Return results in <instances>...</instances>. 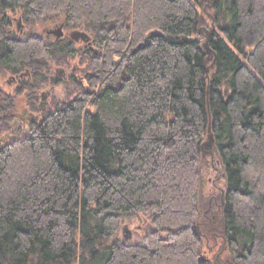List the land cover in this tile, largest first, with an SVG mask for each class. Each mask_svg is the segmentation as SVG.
Returning <instances> with one entry per match:
<instances>
[{
    "label": "trees",
    "instance_id": "16d2710c",
    "mask_svg": "<svg viewBox=\"0 0 264 264\" xmlns=\"http://www.w3.org/2000/svg\"><path fill=\"white\" fill-rule=\"evenodd\" d=\"M17 17L24 37L7 33ZM48 21L98 53L45 39ZM0 31V264H219L209 238L222 264H264V0H0ZM78 54L42 111L53 66ZM26 101L39 119L21 131ZM208 149L224 186L205 227ZM133 222L143 242L120 241Z\"/></svg>",
    "mask_w": 264,
    "mask_h": 264
},
{
    "label": "rangeland",
    "instance_id": "374dc122",
    "mask_svg": "<svg viewBox=\"0 0 264 264\" xmlns=\"http://www.w3.org/2000/svg\"><path fill=\"white\" fill-rule=\"evenodd\" d=\"M18 19V20H17ZM16 24L15 26H19V18H16V21H14ZM22 24L20 23V27ZM55 25H53L51 22H46L43 25L40 24V31L43 32L45 28H52ZM23 27V26H22ZM25 29V27H24ZM57 30V28L55 29ZM26 31H28L26 29ZM39 33V31H37ZM68 32H72V30H68ZM28 33V32H27ZM46 36H48L46 33H44ZM50 39H53V37H49ZM76 48L78 49V45H76ZM82 56L77 55L76 60L74 62H71L70 66H67L66 71L69 74L73 67H82ZM63 68V66H53L52 72L50 74L51 77L54 76L55 80L54 82H48L47 86L43 88L40 92V96L42 99L43 93L47 92L50 93L49 99L47 102H51L54 97H56L59 100H62L65 95V91L67 88L66 80L57 73V70ZM13 76L8 75L7 73H2L1 75V82L3 86L8 91H14L15 86L12 87L9 86V83L12 82ZM56 78H60L61 80L58 82ZM22 104V103H21ZM20 104V105H21ZM26 103L23 104L25 106ZM21 111L20 109L18 110ZM16 128H19L21 131H27L29 129V125L27 122H19L16 123ZM223 171L221 167V163L218 160L216 153L214 151H210L208 149L206 151V157L204 159V162L202 164V177H201V184L199 188V206L202 214L205 217L204 226L209 227L212 224H215L218 218L219 209L221 206V199H220V192L223 190ZM145 232L142 231L141 225L137 222H133L128 227V230H125L122 234H120V241L123 242H130V243H141L144 240ZM205 249L206 255L214 260L215 262L222 264L225 261V254L222 253L221 249L222 246L220 244H215V240L212 238L205 239Z\"/></svg>",
    "mask_w": 264,
    "mask_h": 264
},
{
    "label": "flooded vegetation",
    "instance_id": "af4514ba",
    "mask_svg": "<svg viewBox=\"0 0 264 264\" xmlns=\"http://www.w3.org/2000/svg\"><path fill=\"white\" fill-rule=\"evenodd\" d=\"M18 20V19H17ZM12 22H13V25H12V29L11 28H8L7 29V33H9V35L11 34L12 35V33H13V31H15L16 32V34L19 36V37H24V32H25V29H24V26L22 27H20V23H17V24H19V26H15V22L14 21H16V18H12V20H11ZM53 25H55L54 27H52V28H45L44 30H43V32H41L40 30H39V34L42 36V37H44L45 39H47V40H49L50 42H58L59 40H61V39H63V38H66V37H69L70 38V40H71V42H73L74 44H75V47H76V45H78V51L79 52H84L85 50H91L92 52H94L95 51V49H93V47H92V45H91V42H85L83 39H79V40H76V39H74L72 36H71V34L74 32V30L72 31V32H68V29H66L65 28V26H64V23H54ZM61 25H63V32H64V36L63 37H61V38H58L57 36H56V28L58 29ZM29 32V31H28ZM84 32V31H83ZM44 33H46L48 36H46ZM3 35V33L0 31V39H1V37H3L2 36ZM49 37H53V39H50ZM95 53H98V52H96L95 51ZM74 62V60L72 61V63ZM71 65V64H70ZM69 65V66H70ZM67 66H63V68H60V69H58L57 70V73H59V75H61L63 78H64V80H68L72 75H74V74H76L77 73V70H78V68L79 67H73L72 68V70H71V72L68 74L67 73V71H66V69H64V68H66ZM63 71V72H62ZM51 74V73H50ZM9 75V74H8ZM13 76V78H12V82H10L9 83V86H15V88H17L18 87V85L20 84V76H18V75H12ZM60 78H56V80L59 82L60 80H59ZM54 80H55V78H54V76L53 77H51L50 75H49V82L51 81V82H54ZM49 96H50V93L48 94V99H49ZM24 103H26L25 104V106H23V104ZM49 104H50V102H49ZM39 108L42 110V108H41V106H42V99H40V102H39ZM48 106V103L45 105V109H46V107ZM19 109L21 110L20 112L18 111V113H17V122H21V121H27V122H32V121H34V120H38L39 119V114H37V113H32L31 111H30V105L28 104V102L26 101V102H22V104L19 106Z\"/></svg>",
    "mask_w": 264,
    "mask_h": 264
},
{
    "label": "water",
    "instance_id": "95a60500",
    "mask_svg": "<svg viewBox=\"0 0 264 264\" xmlns=\"http://www.w3.org/2000/svg\"><path fill=\"white\" fill-rule=\"evenodd\" d=\"M19 23L22 24V20L19 19ZM56 36L58 38H61L64 36V32H63V25H61L57 30H56ZM71 36L76 39V40H79V39H83L85 42H91V37L89 34H87L86 32H83V31H74ZM205 48L208 50L209 53H211V50H210V47H209V44H208V41L205 43ZM63 72V71H62ZM48 94L47 92L43 93L42 95V111H45V105L48 103L47 100H48ZM212 143H213V135L212 133L209 134V137H208V141L204 144V147L206 148H211L212 147Z\"/></svg>",
    "mask_w": 264,
    "mask_h": 264
}]
</instances>
